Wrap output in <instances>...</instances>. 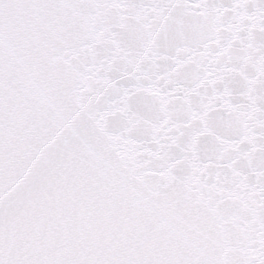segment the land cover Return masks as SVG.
Segmentation results:
<instances>
[{"label":"water","instance_id":"1","mask_svg":"<svg viewBox=\"0 0 264 264\" xmlns=\"http://www.w3.org/2000/svg\"><path fill=\"white\" fill-rule=\"evenodd\" d=\"M0 264H264V0H0Z\"/></svg>","mask_w":264,"mask_h":264}]
</instances>
